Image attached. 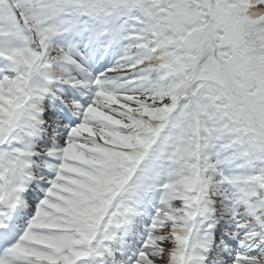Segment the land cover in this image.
<instances>
[{"label": "snow or ice", "instance_id": "6c2138e0", "mask_svg": "<svg viewBox=\"0 0 264 264\" xmlns=\"http://www.w3.org/2000/svg\"><path fill=\"white\" fill-rule=\"evenodd\" d=\"M0 264H264V0H0Z\"/></svg>", "mask_w": 264, "mask_h": 264}]
</instances>
